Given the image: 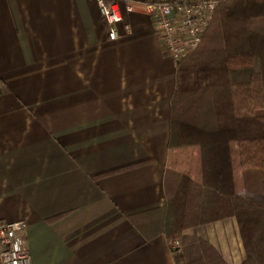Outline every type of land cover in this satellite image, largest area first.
I'll list each match as a JSON object with an SVG mask.
<instances>
[{
	"label": "crops",
	"instance_id": "obj_1",
	"mask_svg": "<svg viewBox=\"0 0 264 264\" xmlns=\"http://www.w3.org/2000/svg\"><path fill=\"white\" fill-rule=\"evenodd\" d=\"M107 1L117 41L98 0H0V225L27 224L33 264H177L151 222L170 180L205 186L202 148L171 145L178 65L142 0ZM230 154L243 198L236 142ZM191 231L243 264L235 217Z\"/></svg>",
	"mask_w": 264,
	"mask_h": 264
},
{
	"label": "trees",
	"instance_id": "obj_2",
	"mask_svg": "<svg viewBox=\"0 0 264 264\" xmlns=\"http://www.w3.org/2000/svg\"><path fill=\"white\" fill-rule=\"evenodd\" d=\"M256 26L264 27V0H228L216 10L202 44L179 64L171 145L202 148L205 186L175 179L167 185L180 232L237 219L243 264H264V37L255 35ZM232 142L241 159L243 198L234 192ZM193 198L197 207L190 215ZM206 247L203 264L220 259L210 244Z\"/></svg>",
	"mask_w": 264,
	"mask_h": 264
},
{
	"label": "built area",
	"instance_id": "obj_3",
	"mask_svg": "<svg viewBox=\"0 0 264 264\" xmlns=\"http://www.w3.org/2000/svg\"><path fill=\"white\" fill-rule=\"evenodd\" d=\"M98 1L109 26V39L117 41L120 38L119 26L124 22L120 6H107L103 0ZM125 1L126 11L132 12V3L130 0ZM226 1L228 0H142V4L165 55L179 65L202 44L216 10ZM26 228L25 222L0 225L1 264H33L27 246ZM170 248L175 253L179 243H171Z\"/></svg>",
	"mask_w": 264,
	"mask_h": 264
},
{
	"label": "rangeland",
	"instance_id": "obj_4",
	"mask_svg": "<svg viewBox=\"0 0 264 264\" xmlns=\"http://www.w3.org/2000/svg\"><path fill=\"white\" fill-rule=\"evenodd\" d=\"M254 33L257 37H264V27H259V26L254 27ZM255 64L256 63H253L252 66L253 68L255 67ZM172 144H174L173 141ZM175 181L178 183L180 182L179 180L176 179ZM167 196L169 197L168 198V202H169L172 197V192L168 188H167ZM189 202L190 203L188 204V209L189 211L191 210L190 215H192V210L196 209L197 202L196 199L194 198L192 201L190 200ZM168 207H170L169 204L166 210L154 216L155 217L153 218L154 221L152 220L151 222L152 227L155 228L156 226L155 224H157L158 226L156 228L157 230H164L169 237L170 244L175 242L179 243V248L175 252L177 256L178 264H203L205 261L204 257L206 256V252H209V250L206 247V244L207 243L209 244V242L204 237L195 235L194 232L192 231L189 234H185V231L192 230L195 227L180 232L178 230L179 221L177 220L176 212L171 207L170 209ZM194 222L195 221H192L191 224H193ZM205 224L207 223H203L201 225H205ZM216 252L219 255L218 251ZM207 264H223V262L219 259V257H216L210 259L207 262Z\"/></svg>",
	"mask_w": 264,
	"mask_h": 264
}]
</instances>
